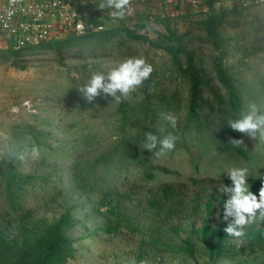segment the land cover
Returning a JSON list of instances; mask_svg holds the SVG:
<instances>
[{"label": "rangeland", "instance_id": "374dc122", "mask_svg": "<svg viewBox=\"0 0 264 264\" xmlns=\"http://www.w3.org/2000/svg\"><path fill=\"white\" fill-rule=\"evenodd\" d=\"M161 1L130 11L146 13L143 18L128 13V19L105 24L107 30L115 28L105 44L62 51L35 47L19 50L8 44L4 48L20 52L0 59V169L15 167L36 177L25 196L31 213L20 222L9 220L8 205L0 194V234L7 239L21 237L25 224L54 220L70 209L72 221L67 235L74 241L73 250L62 264H213L200 230L208 218L213 227L223 230L231 220L223 219L229 195L220 191L222 185L231 186L228 170L248 168L249 190L259 198L264 186V141L232 130L228 121L246 113L250 103L264 111V4L215 10L212 14H217L214 21L221 36L217 48L203 26L209 15L193 13L181 0ZM123 26L158 44L176 41L185 47L189 54L181 55L182 64L190 67L199 81L196 111L200 130L189 129L185 123L192 96L190 74L180 72L165 49L130 37L121 30ZM220 53L244 102L237 114L224 113L229 108V93L216 69ZM131 57L144 58L154 71L127 99L117 103L101 96L89 103L80 95L77 89L93 72H107ZM121 108L137 113L140 121L137 127H127L128 136L145 138V132L155 123L152 120L157 119L156 123L162 124L157 129L168 127L177 139L172 151L159 157L154 152L147 154L156 168L151 183H144L141 173L134 169L132 179L143 184L119 187L126 193L121 216L134 221L139 230L123 227L108 234L102 230L109 222L107 207H98L97 197L74 183L73 159L75 144L84 141L83 134H90L103 146L115 143L120 134ZM160 112L176 116L174 129L160 119ZM232 139L244 141V153H237L232 144L224 146ZM33 146L40 151L36 159L31 156ZM164 182L175 186L177 201L174 198L172 205L153 206L147 202L148 190ZM262 226L264 221H257L240 239L224 231L228 252L218 258L217 264H256L261 253L250 245L247 232ZM173 227L180 230L179 237L168 231ZM186 238L195 243L194 254L176 247L184 245Z\"/></svg>", "mask_w": 264, "mask_h": 264}, {"label": "trees", "instance_id": "16d2710c", "mask_svg": "<svg viewBox=\"0 0 264 264\" xmlns=\"http://www.w3.org/2000/svg\"><path fill=\"white\" fill-rule=\"evenodd\" d=\"M216 15H209L203 21V26L207 29L215 46L219 48L221 36L217 27L218 23L214 21L217 17ZM143 26L146 25L143 24ZM120 28L121 30H125L134 39L150 41L162 47L170 54L173 64L180 72L185 75L190 74V78L193 81L192 96L190 109H188V118H186L185 123L189 129L197 127L200 130L199 115L198 111H196L199 81L189 71L190 67H185L182 64L181 55L183 53L189 54L185 47L178 45L176 41L167 43L164 41L158 44L147 35L138 33L129 26ZM114 31L115 28L92 30L84 34L71 31L65 36L53 37L26 47L57 51L73 48L86 49L107 43L111 39L110 34ZM0 52V59H7L17 56L20 51L13 49L4 50L3 48L0 49ZM222 62L223 55L220 53L216 57V69L220 81L228 89L229 93V108L224 110V113L237 114L244 108V102L238 93V86L234 83L233 76L227 72ZM118 112L120 113L118 119L120 134L115 143L103 146L102 143L94 140V137L90 134H83L84 141L82 140L81 143L75 144V148H77L74 150L75 157L73 159L72 179L74 183L87 192V194H90L92 197H97L98 207H107L106 213L109 215V222L106 223L102 230L108 234H115L123 227H128L132 231L139 230L138 225L134 221L130 218L125 221L121 216L125 212V210L122 211L124 206L122 196L126 193L119 189V187L125 183L131 188L135 183L143 184L140 180L132 179L134 169H137L141 173V179L144 183L149 184L154 180V170L156 169L147 158L149 151L144 149L145 138L140 139L141 137H138L139 135L128 136L126 133L128 126L133 128L139 125L140 121L136 118L138 117L137 113L123 108ZM156 121L157 119L152 120L155 123L146 132H152L154 135L157 134L162 138L166 135V132H169V129L166 127L164 128V132L157 131V126L162 124H157ZM80 144L82 146L78 147ZM230 144L226 143L224 146ZM235 151L239 154L244 153L242 147H235ZM35 178L34 174L23 173L15 167H4L0 169V194L8 205L6 210L9 220L20 222L22 219L24 220L29 217L28 214L31 213V209L26 207L25 196L27 194V186ZM131 182H134V184ZM153 188L148 190L149 195L147 199V202L152 203L153 206H157L158 204L172 205V200L176 197L178 198L176 188L173 184L164 182ZM211 204V201L207 204L209 210H211ZM71 221L72 212L68 209L57 219L50 221L40 220L37 223L25 224L21 228V237L15 236L7 239L5 235L0 234V264H62L70 257L73 250L72 245L74 241L67 235V229ZM210 221V218L206 219L200 233L203 235L202 238L205 242L206 253H208L209 259L213 264H217L218 258L228 252V236L223 229L213 227ZM168 231L173 232L171 235L179 237L180 230L178 228L173 227ZM247 239L250 245L257 247L259 253H261V258L256 264H264V226L251 228L247 232ZM164 243L168 242L165 241ZM183 244L177 245L176 247L187 254H194L195 243L190 238H186ZM164 246L166 247L167 245L164 244Z\"/></svg>", "mask_w": 264, "mask_h": 264}, {"label": "clouds", "instance_id": "9594fccd", "mask_svg": "<svg viewBox=\"0 0 264 264\" xmlns=\"http://www.w3.org/2000/svg\"><path fill=\"white\" fill-rule=\"evenodd\" d=\"M101 10L112 9L110 13L113 19H124L131 11V0H101L98 3ZM154 69L144 58H127L107 72H93L90 78L77 90L89 103L98 97H111L117 103L121 99H127L137 88L142 87L144 82L150 79ZM159 117L171 128H175L177 118L171 112H160ZM232 130L246 134L250 138L264 141V111L255 103L248 105V111L242 113L238 119L228 121ZM157 131L164 132L161 127ZM176 137L169 132L162 138L152 132H145L144 149L154 152L159 157L166 151H172L175 147ZM230 143L234 147L244 146L242 139H232ZM158 149V150H157ZM215 154V153H213ZM40 155L39 148L33 146L31 156L33 159ZM25 157L22 155L20 159ZM249 170L246 167H233L227 175L231 186L222 185L220 191L228 194L229 198L224 203L223 219L229 221L224 231L234 238L240 239L245 236V229L256 223L264 221V186L259 190V198L249 190Z\"/></svg>", "mask_w": 264, "mask_h": 264}, {"label": "built area", "instance_id": "2783aa9c", "mask_svg": "<svg viewBox=\"0 0 264 264\" xmlns=\"http://www.w3.org/2000/svg\"><path fill=\"white\" fill-rule=\"evenodd\" d=\"M153 0H131V10L150 6ZM76 0H0V32L14 49L37 44L71 31L84 34L104 30L103 23L92 29L91 19L85 18L74 6ZM193 13L205 15L226 8H250L264 0H181ZM113 10H111L112 12Z\"/></svg>", "mask_w": 264, "mask_h": 264}, {"label": "crops", "instance_id": "0c3cea01", "mask_svg": "<svg viewBox=\"0 0 264 264\" xmlns=\"http://www.w3.org/2000/svg\"><path fill=\"white\" fill-rule=\"evenodd\" d=\"M157 1H160L161 3L163 2L161 0H153L151 5ZM100 2H101V0H76V2L74 4L76 9H78L81 13H83L85 15V18L91 19L92 29H94V27L99 23H103L104 25L105 24L109 25V23L111 21L115 20L110 15L112 9L106 8L104 10H101L98 8V3H100ZM175 3L178 6L180 4L178 1H176ZM145 8H147V7H145ZM133 13L134 12H132L130 14H133ZM134 14L136 15L135 17L138 19L143 18L146 15V13L139 12V11H136V13H134ZM128 16H130V15H128ZM126 17H125V19H128ZM7 44H8V41L3 36V34L0 32V49L6 48L8 46Z\"/></svg>", "mask_w": 264, "mask_h": 264}]
</instances>
